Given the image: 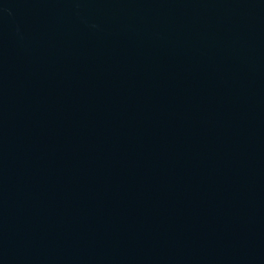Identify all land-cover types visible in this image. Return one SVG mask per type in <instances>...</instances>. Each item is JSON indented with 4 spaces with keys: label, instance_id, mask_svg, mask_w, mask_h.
<instances>
[{
    "label": "water",
    "instance_id": "water-1",
    "mask_svg": "<svg viewBox=\"0 0 264 264\" xmlns=\"http://www.w3.org/2000/svg\"><path fill=\"white\" fill-rule=\"evenodd\" d=\"M0 264H264V0H0Z\"/></svg>",
    "mask_w": 264,
    "mask_h": 264
}]
</instances>
